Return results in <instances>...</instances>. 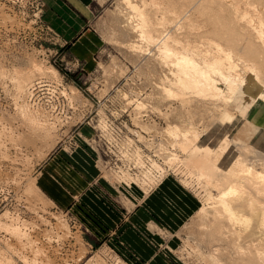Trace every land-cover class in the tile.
Returning a JSON list of instances; mask_svg holds the SVG:
<instances>
[{"label":"rangeland","instance_id":"374dc122","mask_svg":"<svg viewBox=\"0 0 264 264\" xmlns=\"http://www.w3.org/2000/svg\"><path fill=\"white\" fill-rule=\"evenodd\" d=\"M116 1L108 0L99 6L93 0L94 26L98 30L94 33L102 44L95 68L86 70L70 55L69 44L47 29L37 7L38 0H0V264H88L98 258L105 264L119 263L114 257L112 241L97 232L87 215L70 208H57L38 189V173L60 150L70 152L81 144L90 146L98 156L101 174L114 187L148 194L172 176L197 196L198 212L205 203H210L204 182L191 173L186 161V158L201 160L200 154L183 152L171 145L169 152L178 155L181 161L169 163L159 153L156 156V147L165 139L162 130L168 123L178 125L180 121L171 114L167 118V107L157 103V99H147V95L159 98L158 79L153 81L146 70L136 68L131 54L116 42L117 32L109 13L115 9ZM34 65L55 69L59 74V79L36 76L33 81L35 86L47 79L58 88L52 99L63 112L59 116L46 112L53 124L47 133L32 131L22 117L18 107L21 99L11 77L14 72L32 70ZM34 86L31 91L35 93ZM36 94L29 100L30 105L46 106L44 99L40 100L46 95L40 92L41 98H37ZM139 102H146L143 108ZM171 103L177 106L175 101ZM134 115L140 117L139 127L133 123L137 118ZM54 117L57 118L53 120ZM262 118L260 122L264 124ZM205 121L207 125L208 120ZM142 123L150 130L156 128V133L144 130ZM147 179L151 181L148 183ZM211 193L216 197L217 191ZM198 214L178 233L179 255L186 264H210L208 258L213 249H230L229 245L225 247L227 242L219 243L211 238L212 216L204 221ZM8 226L26 234V239L18 240L11 228H5Z\"/></svg>","mask_w":264,"mask_h":264},{"label":"bare ground","instance_id":"6f19581e","mask_svg":"<svg viewBox=\"0 0 264 264\" xmlns=\"http://www.w3.org/2000/svg\"><path fill=\"white\" fill-rule=\"evenodd\" d=\"M97 1L99 6L108 2ZM116 2L109 12L116 42L131 54L136 68L146 70L151 80L158 79L159 98L147 95V99H157L167 107V118L171 114L180 121L178 125L168 123L162 130L165 139L156 147V156L159 153L169 163L181 161L169 152L173 145L202 157L186 158L191 173L204 182L210 202L198 215L205 219L212 216L208 225L212 237L208 235L230 246L228 250L216 246L207 257L210 264H264V124L260 122L264 118V0ZM36 76L59 79L55 69L40 65L26 73L14 72L11 77L21 99L18 107L22 117L32 131L47 133L53 125L50 115L59 116L63 111L52 98L46 106L30 105ZM146 102H139V106ZM136 117L132 119L137 127L141 121ZM145 125L142 123L144 130H150ZM153 130L156 133V128ZM12 230L18 240L26 237L15 227ZM114 257L118 264H126L118 254ZM98 259L88 264H105Z\"/></svg>","mask_w":264,"mask_h":264},{"label":"crops","instance_id":"0c3cea01","mask_svg":"<svg viewBox=\"0 0 264 264\" xmlns=\"http://www.w3.org/2000/svg\"><path fill=\"white\" fill-rule=\"evenodd\" d=\"M47 29L69 44L70 55L86 70L96 66L101 40L94 32L93 0H38ZM37 187L57 208L88 216L130 264H186L178 233L200 208L197 196L175 177L148 194L109 184L90 146L53 154L37 177Z\"/></svg>","mask_w":264,"mask_h":264},{"label":"built area","instance_id":"2783aa9c","mask_svg":"<svg viewBox=\"0 0 264 264\" xmlns=\"http://www.w3.org/2000/svg\"><path fill=\"white\" fill-rule=\"evenodd\" d=\"M37 7H38V10H39V4H38V3H37ZM41 82H42V83H39V82H38V84L35 85V89H36V90H35V93H37V94H36V97L38 98L40 92H42L43 95H46V96H44V97H42V98L39 97V98H41L40 100L44 99L43 102H45L46 104H48L49 99L54 97V95L57 93L58 88L55 87V86L53 85V83H51L50 80L44 79V80L41 81ZM39 86H42V87L40 88ZM52 100L54 101V99H52ZM43 102H42V104H43ZM103 132H104V133H108L107 130H106V131L103 130ZM104 139H105V138H104ZM108 144H110V143L108 142ZM113 249H114V248H113ZM114 251H115V252H114ZM113 252H114L115 254H118V252H117L115 249L113 250ZM118 255H119V254H118ZM119 256H120V255H119ZM120 257H121V256H120ZM123 260L126 262V264H130V263H128L124 258H123Z\"/></svg>","mask_w":264,"mask_h":264}]
</instances>
